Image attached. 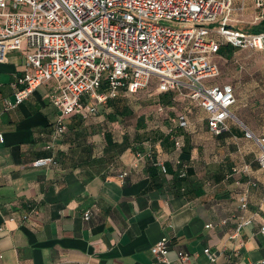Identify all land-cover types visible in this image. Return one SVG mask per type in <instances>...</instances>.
Masks as SVG:
<instances>
[{
    "label": "crops",
    "instance_id": "1",
    "mask_svg": "<svg viewBox=\"0 0 264 264\" xmlns=\"http://www.w3.org/2000/svg\"><path fill=\"white\" fill-rule=\"evenodd\" d=\"M232 4V16H250L256 10L253 0ZM229 27L239 29L231 23ZM25 51L22 45L0 63V264H164L151 253L163 236L169 239V264H251L264 259V172L256 161L258 147L244 137V130L230 123L229 130L212 134L202 109L188 100L179 104L175 93L156 89L157 105L149 119L139 116L132 127H125L119 118L107 116L111 109L104 104L87 119L64 117L66 132L54 138L60 113L49 101L52 81L5 110V103L14 99L12 83L24 70ZM244 52L260 53L264 59L263 52L221 45L211 56L220 70L213 82L234 86V115L263 137L264 122H253L243 111ZM178 115L186 117L187 127L171 123ZM119 128L124 130L115 134ZM176 138L182 140L180 151L174 150ZM148 148L152 160L132 166L135 153ZM49 156L56 165H32ZM243 165L249 167L247 173H232L233 167ZM182 169L185 176L179 180ZM123 171L127 175L119 180ZM241 194L245 211L239 209ZM32 210L36 214L23 222L22 215ZM239 216H250L251 223L235 232ZM205 248L217 254L214 263L203 253ZM178 252L188 253L189 261H180Z\"/></svg>",
    "mask_w": 264,
    "mask_h": 264
},
{
    "label": "built area",
    "instance_id": "2",
    "mask_svg": "<svg viewBox=\"0 0 264 264\" xmlns=\"http://www.w3.org/2000/svg\"><path fill=\"white\" fill-rule=\"evenodd\" d=\"M253 2L263 13L264 0ZM233 10L232 0H0V63L8 53L26 48L24 70L12 83L14 99L5 103V110L16 108L38 86L52 81L49 101L60 113L55 138L66 132L64 117L78 114L87 119L120 92L134 95L153 83L160 92L179 94L202 109L212 134L229 130L230 123L244 130V137L258 147L256 161L264 172V136L256 137L234 115V86L213 82L220 70L211 56L221 45L264 53V32L229 27ZM170 121L188 125L184 115ZM173 144L175 151L181 150V139ZM149 149L136 152L132 166L152 160ZM56 164L54 156L32 163ZM158 164L164 172L163 163ZM248 171L247 165L232 168L234 174ZM126 175L127 171L119 173V180ZM184 176L182 169L179 177ZM238 199L239 209L245 211V196ZM90 212L83 218L87 220ZM34 214L32 210L22 215V221ZM250 223V216H239L235 232ZM168 245L163 236L151 247L157 262L169 264ZM203 253L210 263L216 261L210 248ZM177 256L183 263L190 258L185 252ZM251 264H264V259Z\"/></svg>",
    "mask_w": 264,
    "mask_h": 264
},
{
    "label": "rangeland",
    "instance_id": "3",
    "mask_svg": "<svg viewBox=\"0 0 264 264\" xmlns=\"http://www.w3.org/2000/svg\"><path fill=\"white\" fill-rule=\"evenodd\" d=\"M261 12V9H256L255 13L250 16L246 15V13H239L238 15H234L232 17L233 21L230 23L243 31H251V28L254 27V25L258 24L261 19H264V11L263 13ZM244 53L243 54L246 57L248 54L247 52ZM218 55H221V53ZM245 61L246 64L242 70L245 82L247 84L245 86L246 90H244L247 95L246 106L243 108L244 115L253 122L261 124L264 122V59L261 57L260 53L250 52ZM212 62L218 67L214 61ZM155 92L156 85L153 83H151L145 89V91L143 90L136 95H129L126 93L122 94L124 93L122 91L120 93V98L122 99L121 103L125 105V107H127L135 116L132 117V119H129V117H123L126 119H123L124 121H121L122 117H120V123L123 122L126 125L125 127H132L136 117L141 116L149 119L151 117L150 114L157 105L156 96L158 94ZM175 95L180 97L179 104L185 103L187 101V98L176 93ZM236 118L238 119L237 116ZM238 120L240 121V119ZM123 130V128H119L118 130H115V134L119 135ZM129 130L130 134H132L133 128H129Z\"/></svg>",
    "mask_w": 264,
    "mask_h": 264
},
{
    "label": "trees",
    "instance_id": "4",
    "mask_svg": "<svg viewBox=\"0 0 264 264\" xmlns=\"http://www.w3.org/2000/svg\"><path fill=\"white\" fill-rule=\"evenodd\" d=\"M251 32H264V25H262L261 23L255 25L254 27L251 28ZM174 93V92H172ZM120 94L112 99H109L105 104L107 107H109L111 109V112L107 114V116L111 119H117L120 117H130L132 115V112L125 107V105H123L121 103V98H120ZM122 104V105H121ZM105 138L107 140H110L109 135L105 134ZM177 177L179 178V180H182L184 177H179V175H177Z\"/></svg>",
    "mask_w": 264,
    "mask_h": 264
},
{
    "label": "water",
    "instance_id": "5",
    "mask_svg": "<svg viewBox=\"0 0 264 264\" xmlns=\"http://www.w3.org/2000/svg\"><path fill=\"white\" fill-rule=\"evenodd\" d=\"M262 23H264V22H262Z\"/></svg>",
    "mask_w": 264,
    "mask_h": 264
}]
</instances>
